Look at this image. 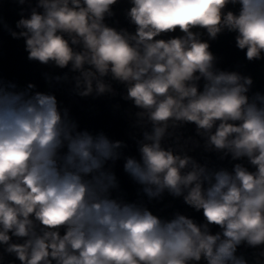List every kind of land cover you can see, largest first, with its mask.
<instances>
[{
	"label": "clouds",
	"instance_id": "obj_1",
	"mask_svg": "<svg viewBox=\"0 0 264 264\" xmlns=\"http://www.w3.org/2000/svg\"><path fill=\"white\" fill-rule=\"evenodd\" d=\"M15 3L18 31L0 25L29 62L67 70L50 84L92 99L121 86L138 156L82 129L56 94L0 77V264H264V92L218 68L209 43L234 33L248 62L264 60V0H128L131 31L108 23L120 0ZM201 146L231 169L190 154ZM165 193L203 219L154 212Z\"/></svg>",
	"mask_w": 264,
	"mask_h": 264
}]
</instances>
